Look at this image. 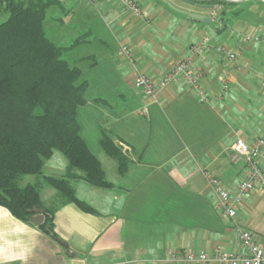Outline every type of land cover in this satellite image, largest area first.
Segmentation results:
<instances>
[{
	"label": "crops",
	"instance_id": "1",
	"mask_svg": "<svg viewBox=\"0 0 264 264\" xmlns=\"http://www.w3.org/2000/svg\"><path fill=\"white\" fill-rule=\"evenodd\" d=\"M169 1L212 20L190 18L161 0H137L140 14L125 11L115 0H51L54 5L65 2L64 12L73 15L66 22L59 17L52 39L89 82L88 102L77 115L80 132L112 187L70 180L77 196L97 212L75 203L57 209L59 240L68 250L0 205V264H170L171 249L213 253L218 247L241 248L204 171L212 170L236 193L244 171L230 161L232 145L239 136L253 142L264 133V41L247 40L248 35L264 37V22L236 19L223 30L210 9ZM255 14L264 18V10ZM205 36L213 45L238 53L235 60L216 53L192 54L205 72L209 102L201 103L184 81L170 84L156 99L136 87L139 75L159 79ZM122 45L131 48L133 63L119 54ZM228 72L230 89L215 99ZM102 129L123 146L130 161L125 173L116 160L103 155ZM53 158L46 161L44 174L64 175L66 167ZM258 162L264 170V154ZM52 195L53 202L56 191ZM235 221L264 247L260 187L247 194Z\"/></svg>",
	"mask_w": 264,
	"mask_h": 264
},
{
	"label": "trees",
	"instance_id": "2",
	"mask_svg": "<svg viewBox=\"0 0 264 264\" xmlns=\"http://www.w3.org/2000/svg\"><path fill=\"white\" fill-rule=\"evenodd\" d=\"M204 2V1H203ZM224 7L234 2L210 0ZM51 0H0L6 18L0 22V205L23 222H33V208H44L38 228L59 240L55 213L75 203L86 212L95 208L80 199L71 179H82L99 188H110L99 158L81 136L78 110L88 102L89 82L80 67L64 57L45 29ZM101 145L125 173L130 163L123 146L106 129ZM56 152L68 164L62 176L44 174V165ZM79 172V173H78ZM26 175H36L56 190L54 201L44 204L39 184L20 185Z\"/></svg>",
	"mask_w": 264,
	"mask_h": 264
},
{
	"label": "built area",
	"instance_id": "3",
	"mask_svg": "<svg viewBox=\"0 0 264 264\" xmlns=\"http://www.w3.org/2000/svg\"><path fill=\"white\" fill-rule=\"evenodd\" d=\"M87 1L92 2L93 0ZM115 1L122 5L125 11H132L136 14L141 13L137 0ZM247 40L263 42L264 37L259 34L248 35ZM207 53H216L231 60H235L238 56L237 52L226 45H213L209 38L205 36L199 44L192 46L190 55L177 59L159 79L139 75L136 79V87L146 96L156 99L170 84L184 81L196 92L201 103H207L210 101V96L203 84L205 72L202 67L194 62L192 57V54L206 55ZM119 54L130 62H134V54L129 46L122 45ZM230 83L231 74L228 72L222 78V91L214 98H221L230 89ZM262 86L264 87V80ZM263 154L264 133L253 142H248L241 136L235 139L229 158L235 164L240 163L244 171L236 193L230 191L212 170L204 171L208 184L219 197V208L233 222L231 231L241 242V248L224 249L218 247L213 253L196 252L186 247L171 249L168 252V261L172 264H264V247L257 243L252 231L235 221L248 193L254 191L257 187H260L264 193V170L258 162Z\"/></svg>",
	"mask_w": 264,
	"mask_h": 264
},
{
	"label": "rangeland",
	"instance_id": "4",
	"mask_svg": "<svg viewBox=\"0 0 264 264\" xmlns=\"http://www.w3.org/2000/svg\"><path fill=\"white\" fill-rule=\"evenodd\" d=\"M202 1L208 2L210 0H202ZM244 1L245 2L240 3L243 5V7L238 6V5H229L228 7L225 6L226 7V13L222 17H220V13H221V11H223V9H224L223 7H221L220 5L219 6L215 5L214 10L210 9V12L212 13V15L215 16L216 19H218L220 29L226 30L229 28V26L231 25L232 22H234L236 19H242V18H247L246 21L248 23H251V24L264 22V18H262V17L258 18L257 16H259V15L255 14V12H257L259 10L260 11L264 10V0H244ZM64 8H65V2L62 5L51 4V6L48 7L46 18H45V29H46L48 36L52 37L53 36L52 34L55 33V24L60 22L59 17L61 19L65 20L64 22H66L70 19L71 16H73V15H70L71 13L64 12ZM72 14H74V12ZM5 18H6L5 11H3L1 9L0 22L5 20ZM79 117H80L82 124L84 125V128H86L85 127V121H84L83 117L82 116H79ZM84 133H85V130H84ZM90 146H91L92 150H96V149H93L94 148L93 145H90ZM103 155H105V157H107V159H110V157L107 156L105 154V152H103ZM53 157H52L53 159H56L61 164H63V166H64L63 170H65V167L68 164L66 157L60 152H56L55 156H53ZM57 172L58 173H55V175L60 176L61 173L59 171H57ZM63 172H65V171H63ZM37 182L39 184V188L41 189V193H42L43 197L45 198L46 202L48 204L49 203L51 204V202L53 200L52 192L56 191V190L53 187H51L49 184H47L42 177H40V176L37 177L36 175H26L20 181V185L25 186L26 184H29V183L35 184ZM168 262L170 264H172L170 261H168Z\"/></svg>",
	"mask_w": 264,
	"mask_h": 264
},
{
	"label": "water",
	"instance_id": "5",
	"mask_svg": "<svg viewBox=\"0 0 264 264\" xmlns=\"http://www.w3.org/2000/svg\"><path fill=\"white\" fill-rule=\"evenodd\" d=\"M163 1L165 4H167L171 9H173L174 11H177L181 14L187 15L190 18L193 19H197V20H201L203 22H210L212 20V16H206L202 13H198L196 11H189L183 8H179L176 5H174L172 2H170L169 0H161ZM185 4H188L190 6L196 7L198 9H214L215 5L211 4V3H201V2H197L196 0H180ZM223 1H228V2H234V3H238V2H242L244 0H223ZM32 212L34 213L32 220L35 224L39 225L41 223H43L44 221V212L45 209L40 207V208H33ZM59 242L68 250L69 249V245L62 241L59 240Z\"/></svg>",
	"mask_w": 264,
	"mask_h": 264
}]
</instances>
